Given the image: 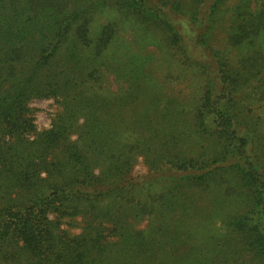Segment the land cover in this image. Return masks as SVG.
Instances as JSON below:
<instances>
[{
    "label": "trees",
    "instance_id": "1",
    "mask_svg": "<svg viewBox=\"0 0 264 264\" xmlns=\"http://www.w3.org/2000/svg\"><path fill=\"white\" fill-rule=\"evenodd\" d=\"M228 1L0 0V264H161L176 254L173 231L195 219L193 202L229 177L246 206L227 227L251 263L264 260V173L252 162L250 126L236 117L264 74L255 48L264 0ZM224 24L227 47L246 48L237 61L215 41ZM126 25L155 32L195 68L193 111L160 92L145 98L142 82L100 60ZM182 28L203 60L189 53ZM108 72L126 87L111 92ZM34 100L58 105L49 128L34 124ZM138 159L146 172L132 177ZM64 219H79L80 233L64 232Z\"/></svg>",
    "mask_w": 264,
    "mask_h": 264
},
{
    "label": "rangeland",
    "instance_id": "2",
    "mask_svg": "<svg viewBox=\"0 0 264 264\" xmlns=\"http://www.w3.org/2000/svg\"><path fill=\"white\" fill-rule=\"evenodd\" d=\"M236 1L229 0L228 4L233 5ZM99 13H101L99 15L101 23H106L110 19L103 11ZM109 15L113 17V14ZM230 17L231 8L228 7L225 12L222 11L220 14L219 21L222 23ZM224 29L226 30V24L220 29L221 31L218 29L216 32L215 41L217 46L224 53V50L227 49L226 52L229 58L237 61L242 52H246V48L242 51L238 48L227 47L226 39H224ZM182 30L183 28L180 29V31ZM135 31L136 29L127 28V25L124 28H118L117 35L112 40L111 48L104 52L100 57L101 59H99L111 61L115 66V70H117V74H127L131 76L132 80L138 79L142 82L143 92L139 93H142L144 97L146 93H149V98L160 92L166 100H176L181 107L193 111L196 106L194 100L199 94L195 68L192 69L187 65H183V61H180L181 58L179 60L174 59L172 56L173 51L160 41L158 34L155 32ZM182 35L185 38L187 37L186 29L182 31ZM256 41L255 48L260 49L264 54V35H261ZM185 44L189 53L203 60V55L193 46V36L187 37ZM120 64L121 67H119ZM260 76L250 82L246 97L244 102L240 104L236 117L245 119L250 126L247 138H249L253 152L252 162L258 163L261 172L264 173V74ZM105 78L108 83L107 88L111 92H116L119 89L123 90L122 88L126 87L122 86L119 80L116 81V72H108ZM30 105L35 109L33 119L37 129L49 128L59 110L56 102L54 100H34ZM186 140L190 143H196L197 141L208 143L196 136H191ZM140 161L141 159H138L134 170H132V177L141 176L146 172V167ZM233 186L234 181L231 177L226 181L224 188L218 182H214L211 185L213 192L210 196L202 195L200 201L193 202L188 213L195 219L181 221L178 229L173 231L171 236L176 241V254L174 256L171 254L172 257L162 261L161 264H200L204 260L206 264H211L213 259L214 264H217L218 253L224 246H227V250L224 249L227 256L219 258L220 262L218 264H264V260L251 263L248 260L250 255L242 249L236 235L231 233L227 227V221L242 212L246 206L245 195L229 191ZM157 189H159L158 186L154 190L157 191ZM212 198L216 201L211 202ZM74 221L77 222H71L68 219L61 221V229L70 236H76L81 231V225L78 223L79 219ZM147 226L148 221L145 220L137 228L143 230ZM188 236L190 238L187 239ZM192 246L196 249L194 252L190 251ZM110 262L111 264H126L125 261L116 258L110 259ZM105 264L107 263L105 262Z\"/></svg>",
    "mask_w": 264,
    "mask_h": 264
}]
</instances>
